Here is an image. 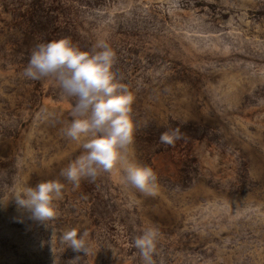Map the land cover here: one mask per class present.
Masks as SVG:
<instances>
[{
    "label": "rangeland",
    "instance_id": "obj_1",
    "mask_svg": "<svg viewBox=\"0 0 264 264\" xmlns=\"http://www.w3.org/2000/svg\"><path fill=\"white\" fill-rule=\"evenodd\" d=\"M61 37L115 49L155 196L119 167L75 190L60 176L83 151L62 133L74 98L22 73ZM177 127L183 139L161 144ZM47 180L65 188L46 226L11 198ZM152 226L157 264H264V0H0V264H142L132 241ZM70 229L88 232V255L64 251Z\"/></svg>",
    "mask_w": 264,
    "mask_h": 264
},
{
    "label": "clouds",
    "instance_id": "obj_2",
    "mask_svg": "<svg viewBox=\"0 0 264 264\" xmlns=\"http://www.w3.org/2000/svg\"><path fill=\"white\" fill-rule=\"evenodd\" d=\"M117 53L104 39L91 48H82L70 37H61L37 44L30 55L23 77L39 81L51 79L62 98H74L71 121L62 129L63 136L83 149L60 176L78 189L83 180L95 182L101 173H111L119 167L123 181L145 196H155L158 177L154 169L134 159L133 145L138 121L133 105L136 93L122 83L115 71ZM138 91V89H137ZM183 139L179 127L160 134L159 141L174 146ZM65 184L60 180L41 181L26 185L13 197L18 209L29 213L40 224L49 225L59 211ZM87 231L70 229L60 235V243L73 252L89 254ZM161 238L157 227H148L132 241L142 264H157ZM52 248V239L50 241ZM53 251V248H52ZM54 253V252H53ZM76 256L69 264L77 262ZM163 264V261H160Z\"/></svg>",
    "mask_w": 264,
    "mask_h": 264
}]
</instances>
